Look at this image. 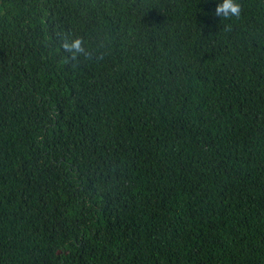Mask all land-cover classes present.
Returning <instances> with one entry per match:
<instances>
[{"label":"trees","instance_id":"obj_1","mask_svg":"<svg viewBox=\"0 0 264 264\" xmlns=\"http://www.w3.org/2000/svg\"><path fill=\"white\" fill-rule=\"evenodd\" d=\"M219 2L0 0V264H264V0Z\"/></svg>","mask_w":264,"mask_h":264},{"label":"clouds","instance_id":"obj_2","mask_svg":"<svg viewBox=\"0 0 264 264\" xmlns=\"http://www.w3.org/2000/svg\"><path fill=\"white\" fill-rule=\"evenodd\" d=\"M240 6L235 0H220L215 7V15L224 17L225 19L231 16H239ZM62 47L75 60L78 55L85 53L84 42L79 37L66 38L62 42Z\"/></svg>","mask_w":264,"mask_h":264}]
</instances>
